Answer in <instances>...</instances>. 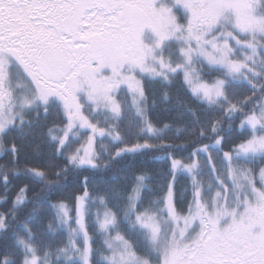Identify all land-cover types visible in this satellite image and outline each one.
<instances>
[{
  "label": "snow or ice",
  "instance_id": "6c2138e0",
  "mask_svg": "<svg viewBox=\"0 0 264 264\" xmlns=\"http://www.w3.org/2000/svg\"><path fill=\"white\" fill-rule=\"evenodd\" d=\"M0 161V264H264V0H0Z\"/></svg>",
  "mask_w": 264,
  "mask_h": 264
},
{
  "label": "trees",
  "instance_id": "16d2710c",
  "mask_svg": "<svg viewBox=\"0 0 264 264\" xmlns=\"http://www.w3.org/2000/svg\"><path fill=\"white\" fill-rule=\"evenodd\" d=\"M0 162H2V161H0ZM157 167H159V165H157Z\"/></svg>",
  "mask_w": 264,
  "mask_h": 264
}]
</instances>
